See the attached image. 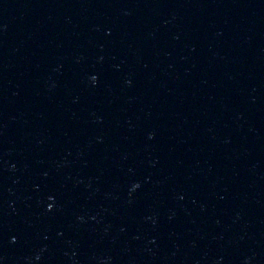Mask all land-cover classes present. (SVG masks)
<instances>
[{
	"label": "water",
	"instance_id": "obj_1",
	"mask_svg": "<svg viewBox=\"0 0 264 264\" xmlns=\"http://www.w3.org/2000/svg\"><path fill=\"white\" fill-rule=\"evenodd\" d=\"M0 264H264V0H0Z\"/></svg>",
	"mask_w": 264,
	"mask_h": 264
},
{
	"label": "clouds",
	"instance_id": "obj_2",
	"mask_svg": "<svg viewBox=\"0 0 264 264\" xmlns=\"http://www.w3.org/2000/svg\"><path fill=\"white\" fill-rule=\"evenodd\" d=\"M93 80H95V77H93ZM137 187H138V185H137Z\"/></svg>",
	"mask_w": 264,
	"mask_h": 264
},
{
	"label": "snow or ice",
	"instance_id": "obj_3",
	"mask_svg": "<svg viewBox=\"0 0 264 264\" xmlns=\"http://www.w3.org/2000/svg\"><path fill=\"white\" fill-rule=\"evenodd\" d=\"M49 207H51V205Z\"/></svg>",
	"mask_w": 264,
	"mask_h": 264
}]
</instances>
